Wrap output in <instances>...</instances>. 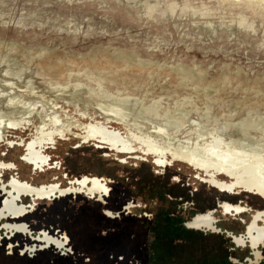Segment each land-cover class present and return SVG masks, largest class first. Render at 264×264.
<instances>
[{"label": "rangeland", "instance_id": "rangeland-1", "mask_svg": "<svg viewBox=\"0 0 264 264\" xmlns=\"http://www.w3.org/2000/svg\"><path fill=\"white\" fill-rule=\"evenodd\" d=\"M1 89L15 90L21 99L56 101L71 130L47 145L50 165L61 166L67 182L96 171L115 190L106 197L113 213L125 208L123 219L99 209L101 216L92 217L80 205L83 199L68 200L66 207L75 212L63 210V228L75 232L76 241L69 264H113L119 255L124 258L119 264H257L264 259V243L256 261L248 241L237 246L230 237L240 235L244 222L263 207L250 193L221 192L185 163L160 167L140 151L98 147L83 138L81 126L94 117L123 134L129 125L144 133L162 126L170 133L162 139L176 146L201 143L212 134L237 145L245 137L264 152V0H0ZM26 89H33V96L25 95ZM6 99L0 97L4 109ZM99 103L121 105L127 124L106 115ZM40 114L35 112L24 128L5 129V146L21 144L17 160ZM0 156L8 157L6 148H0ZM38 172L29 171V177L52 174ZM22 201L39 214L47 215L53 206L46 198ZM222 201L240 202L246 210L224 214ZM207 210H213L217 231L185 225Z\"/></svg>", "mask_w": 264, "mask_h": 264}, {"label": "flooded vegetation", "instance_id": "flooded-vegetation-1", "mask_svg": "<svg viewBox=\"0 0 264 264\" xmlns=\"http://www.w3.org/2000/svg\"><path fill=\"white\" fill-rule=\"evenodd\" d=\"M58 87L57 90L65 89ZM92 91L94 92V90ZM25 93L30 97V95L33 96L35 91L26 89ZM2 96H6L7 99L5 109L0 106V148L7 149L8 157L0 156V233H5L4 236L0 237V264H69L70 260L66 257L73 256L76 251L74 247L76 241L72 239L75 232H68L63 228L64 217L61 216L65 208L71 209L72 214L75 210H72L70 205L66 207L65 203L71 198H81L83 202L80 205H83V208L92 217L94 215L100 217L103 214L113 219L116 217L123 219L124 214L122 213L125 208L122 211L116 210L115 214L113 213L115 210L113 211L109 206L110 202L106 197L113 196L115 190L111 191L113 187L110 186L108 180L97 175L96 171L83 174L67 182L60 175L61 166L50 165L51 158L45 153L47 145L53 144L57 139H62L71 130L68 120H65L56 109V101L49 103L43 100L21 99L17 91L12 90L9 92L5 89L0 90V97ZM10 98L16 99V102L10 103L8 101ZM104 110L102 109L103 112ZM35 112L39 114L42 112L43 114H40V122L33 137L22 143L24 148L19 160H17L15 155L21 144L10 141L11 144L5 146V140L7 139L5 138V129L24 128ZM106 115L113 116L120 122L127 124L128 113L120 112L117 116H115L116 114ZM108 123V121L96 120L95 117L83 123L81 125L84 133L83 138L87 141L93 140L98 147H106L107 150L116 153L132 154L140 151L143 155H152L154 157L153 162L160 167L171 165L175 161L185 163L198 172H203L204 176L201 177L200 173H198V176L201 177L203 182L209 183L215 189L231 194L247 192L254 199L262 202L261 206L263 207L251 214L248 222H244V231L240 232V235L234 233L235 235L230 236L234 238L232 241L237 246L245 245L248 241L250 248L254 249L255 260L261 258L259 248L260 244L264 243V193H259L254 188L239 186L238 179L230 177L205 161L193 160L188 162L184 160L181 155L183 151L179 147L185 144L176 146L172 145L169 140L164 141L163 136H169V134L157 132L156 128L144 133L141 129H134L129 125L127 126V132L123 134ZM238 140L243 142L239 146L252 145L249 143V139L245 137ZM236 152L240 155H247L261 152V150L252 147L242 148L236 150ZM135 157H138V155ZM9 158L14 160L17 165L14 162H8ZM15 169L18 170L16 175L14 173ZM29 171L34 173L52 171V174L51 176L33 174L29 177ZM231 174L236 175V173ZM9 175L10 178L6 179ZM25 197H30L33 201L43 198L52 199L53 206L51 209L49 208V211H46L47 215L45 213L39 214L38 210L29 209L32 207L29 203H23L22 200ZM89 200L92 201L87 202ZM131 206L133 205L129 204L128 208ZM220 207L224 214L239 215L246 210L240 202L222 201ZM98 209L101 210V214ZM196 216L204 217V223L200 228L208 229V231L218 230L213 210L197 213L193 218ZM44 217L47 218L46 224H43ZM33 218H38L41 222L36 224L32 221ZM79 218L82 219L84 216ZM47 221L56 224L55 227L48 226ZM191 221L189 220L186 223L189 225ZM75 222L76 219L73 218V229L71 231L77 229V222ZM189 228L196 229L194 227ZM199 229L197 228V230ZM36 230L39 232L37 235L34 234ZM87 233L89 236L93 235L91 229H87ZM3 246L7 247L6 252L3 250ZM117 260L113 264H119V261L122 262L124 260L123 255H119ZM262 260L257 264H263Z\"/></svg>", "mask_w": 264, "mask_h": 264}, {"label": "bare ground", "instance_id": "bare-ground-1", "mask_svg": "<svg viewBox=\"0 0 264 264\" xmlns=\"http://www.w3.org/2000/svg\"><path fill=\"white\" fill-rule=\"evenodd\" d=\"M233 1V0H232ZM263 1V0H262ZM13 44H11L12 46ZM33 49V48H32ZM44 52V51H43ZM45 53V52H44ZM33 54V53H32ZM101 54V53H100ZM120 55V54H119ZM32 57V56H31ZM36 58V57H35ZM38 61V60H37ZM60 62V61H59ZM72 62V61H71ZM85 62V61H84ZM124 62V61H123ZM80 63V62H79ZM67 64V63H66ZM131 64V63H130ZM139 64V63H138ZM225 64V63H224ZM20 65V64H19ZM133 65V64H132ZM75 66V65H74ZM81 66V64H80ZM99 66V65H98ZM150 66V65H149ZM185 66V65H184ZM87 67V66H86ZM85 68V66H84ZM148 68V67H147ZM149 69V68H148ZM169 69V68H168ZM94 70V69H92ZM98 70V69H97ZM139 70V69H138ZM67 71V70H65ZM99 71V70H98ZM104 71V70H103ZM152 71V70H151ZM170 71V70H169ZM96 72V71H95ZM144 72V71H143ZM156 72V71H155ZM163 73V72H162ZM167 73V72H165ZM173 74V73H172ZM195 74V73H194ZM182 75V74H181ZM77 76V75H76ZM102 77V76H101ZM151 77V76H150ZM155 81V80H154ZM179 81V80H177ZM153 83V82H152ZM33 84V83H32ZM150 85V84H149ZM184 86V85H183ZM126 88V87H125ZM199 88V87H198ZM152 89V88H151ZM93 90V89H91ZM176 91V90H175ZM174 91V92H175ZM192 91V90H191ZM178 92V91H177ZM179 93V92H178ZM181 93V92H180ZM214 93V92H213ZM165 94V93H164ZM169 95V94H167ZM197 95V94H196ZM208 96V95H207ZM105 97H107L105 95ZM109 97V96H108ZM15 98V97H14ZM10 98L8 101L10 103H15L16 99ZM199 98V97H198ZM213 99V98H212ZM223 99V98H222ZM221 99V100H222ZM246 99V98H245ZM251 103V102H250ZM249 103V104H250ZM253 103V102H252ZM105 108L104 113L106 114H116L118 113H127V111L121 105H112L109 103H99ZM255 106V105H254ZM245 107V106H244ZM37 111V110H36ZM188 112V111H187ZM264 113V112H263ZM12 114V113H11ZM152 114V113H151ZM150 114V115H151ZM2 116V115H1ZM121 116V115H120ZM126 116V115H125ZM255 116V115H254ZM4 117V116H3ZM252 117V116H251ZM12 118V117H10ZM136 118V117H135ZM122 119V118H121ZM152 120V119H151ZM242 120V119H241ZM18 121V120H17ZM9 124V123H8ZM19 124V123H18ZM238 124V123H237ZM55 126V125H54ZM239 126V125H238ZM152 127V126H151ZM176 127V126H175ZM157 132L163 134H170L168 129L164 127H154ZM54 130V129H53ZM97 130V129H96ZM247 128L244 125V129H241V132L247 134ZM210 131V130H207ZM99 132V131H98ZM104 132V131H103ZM203 136L199 134V137ZM164 137V136H163ZM208 140L203 142H198L197 140L191 145L185 144L179 148L183 151L181 153L182 158L188 162L193 160L195 161H205L218 169L226 173L234 179H238V185L242 187L254 188L259 193H264V152H257L253 154H237L236 150L246 149V148H257L255 145L249 146H239L243 142H239L237 145L233 139H227L225 136L224 139L219 137L210 136ZM242 137V136H241ZM146 140V139H145ZM144 140V143H145ZM166 143V142H165ZM168 143V142H167ZM153 144V143H152ZM168 145V144H167ZM153 146V145H152ZM151 146V147H152ZM179 146V145H178ZM150 147V146H149ZM154 147V146H153ZM148 148V147H147ZM180 155V156H181ZM236 173V175L231 174ZM203 216H196L189 223V226L194 228H199L203 222Z\"/></svg>", "mask_w": 264, "mask_h": 264}, {"label": "trees", "instance_id": "trees-1", "mask_svg": "<svg viewBox=\"0 0 264 264\" xmlns=\"http://www.w3.org/2000/svg\"><path fill=\"white\" fill-rule=\"evenodd\" d=\"M192 231H193V230H192ZM194 231H195V230H194ZM67 257H69V256H67ZM67 257H66V258H67ZM70 257H72V256H70ZM261 262L264 264V260H262ZM230 263H231V264H234V263H232V262H230Z\"/></svg>", "mask_w": 264, "mask_h": 264}, {"label": "water", "instance_id": "water-1", "mask_svg": "<svg viewBox=\"0 0 264 264\" xmlns=\"http://www.w3.org/2000/svg\"><path fill=\"white\" fill-rule=\"evenodd\" d=\"M191 220H193V218H192ZM185 225H186L187 227H191V226H189L187 223H186ZM191 228H193V227H191ZM199 228H200V227H199ZM199 228H198V229H199ZM196 229H197V228H196Z\"/></svg>", "mask_w": 264, "mask_h": 264}]
</instances>
